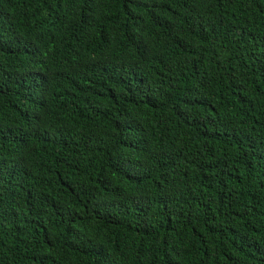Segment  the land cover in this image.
<instances>
[{
    "label": "trees",
    "instance_id": "16d2710c",
    "mask_svg": "<svg viewBox=\"0 0 264 264\" xmlns=\"http://www.w3.org/2000/svg\"><path fill=\"white\" fill-rule=\"evenodd\" d=\"M0 264H264V0H0Z\"/></svg>",
    "mask_w": 264,
    "mask_h": 264
}]
</instances>
